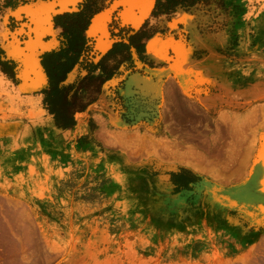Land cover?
<instances>
[{
	"label": "rangeland",
	"instance_id": "374dc122",
	"mask_svg": "<svg viewBox=\"0 0 264 264\" xmlns=\"http://www.w3.org/2000/svg\"><path fill=\"white\" fill-rule=\"evenodd\" d=\"M258 1L263 2L264 8V0L232 4L244 6ZM4 2L0 0V6ZM85 2L89 8L87 17L109 4V0ZM195 5L213 12L214 23L219 22L217 14L226 11L222 0H196ZM154 8L141 27L147 34L163 32L153 23L154 19H169L175 14L153 16ZM228 11L229 20L235 24V11ZM251 17H238L243 18L238 29L230 23L229 37L210 31L205 39H199V43L211 45V61L217 64V71L222 67L232 76L238 73L245 97L243 104L223 102L211 117L200 104H195L191 105L194 119L179 122L166 101L165 97L170 101L167 91L155 97L153 110L145 99L149 95H143L141 117H148L150 123L131 128L128 125L125 133L110 125L105 115L91 118L85 134L73 132L64 136L49 126L45 105L24 103L10 85L2 82L0 75V221L5 220L6 225L10 222L9 235L23 242V236L15 229L17 222L28 220L39 238L44 236L51 246H60L52 249L60 251L83 252L85 246L97 245L102 250L110 246L104 244L105 239L114 240L113 251L105 253L109 260L114 259L113 264H121L117 257L125 254L126 264H157L159 256L164 259L170 251L174 252L175 261L186 258L194 264H225L249 253L264 238V221L256 219L259 223H254L240 211L230 209L224 198L232 197L231 192L235 193L248 180L264 140V23L260 16ZM19 24V20H9L8 26L17 29ZM23 33L21 30L19 35ZM128 35L133 34L128 31ZM181 40L191 61L203 59V54L209 53L204 48L193 52V42L185 37ZM168 51V62L158 63L157 67L171 64L175 54L173 49ZM137 55L145 58L142 53ZM142 62L155 68L153 63ZM101 66L115 68L103 63ZM88 67L92 70L94 65L88 63ZM10 71L11 67L0 66V72ZM226 82L237 83L235 79ZM98 85V80L83 83L90 91L88 100L96 98L93 92L98 91ZM127 119L131 120L129 116ZM179 123L185 126L178 128ZM167 167L173 170L165 171ZM142 168V175L131 178L133 187L137 186L134 192L127 186L130 180L125 171L138 173ZM162 182L169 185L159 189ZM168 196L171 201L165 200ZM211 206L236 216L238 224L218 223L211 217ZM152 253L158 256L149 258Z\"/></svg>",
	"mask_w": 264,
	"mask_h": 264
},
{
	"label": "crops",
	"instance_id": "0c3cea01",
	"mask_svg": "<svg viewBox=\"0 0 264 264\" xmlns=\"http://www.w3.org/2000/svg\"><path fill=\"white\" fill-rule=\"evenodd\" d=\"M233 1L246 2V0H222L226 11L217 14L219 15L218 23H214L215 21L211 18L214 15L213 12L199 5L189 7L187 10L177 9L169 19L165 17L154 19L153 23L163 32H155L151 38L144 42L143 51L140 52L145 57L142 60L137 55L140 53L133 47L130 48V55L127 59L126 47L129 45V38L139 32L145 20L149 19L156 0H109V4L103 9L88 16L87 26L81 29L84 48L78 63L61 83L63 86H74L79 83L83 84V80L87 76L103 77L104 81L103 83L99 82L98 91L93 92L97 96L88 102L85 108L74 112L75 126L72 130L58 129L53 115H48L41 108L48 116L49 126L64 136L73 132L85 134L91 118L95 120L107 115L110 125L112 124L116 130L126 133L128 125L131 128L130 126L138 127L143 123H150L148 117H141L144 114L142 111L143 95H149L148 99H145L152 104L151 109L153 110V107L156 106L155 97L158 93L165 95L167 91L173 92L177 99L187 101L188 105L200 104L202 111L209 114L210 117L213 112L218 110V106H222L223 102L231 101L233 104H243L245 97L243 87L238 82L240 80L238 73L236 72L235 76H232L222 67L220 71H217L215 69L217 64L213 63V60L211 61V45L199 43V39H205L207 34L212 33L210 31L221 32L225 38L231 36L229 27L232 29L234 26L235 29H238L243 19L238 17L243 15H251L253 19L260 16L264 23L263 2H249L244 6H233ZM85 4V0H34L26 3L23 0H6L0 6V17L5 15L7 18L0 19V63L11 67L9 74L0 72V75L2 82L10 85L11 89L17 92L18 97H22L24 103H35L37 107L44 106L43 92L49 88V80L42 67L41 58L45 54L67 49L72 38L69 31L57 23L56 18L66 14L81 13L86 7ZM229 8L236 13L235 24L229 20ZM244 8H246L245 11ZM207 18L208 21H206ZM9 20H19L20 28L9 29ZM23 25L28 28H24ZM21 30L24 31V35H19ZM128 31L133 35L127 37ZM228 33L229 35H227ZM183 37L187 38L189 43L193 42V45L190 46V49L194 50L193 52L198 48H204L210 54L205 53L203 59L191 61L181 44ZM119 43L124 45L123 50L110 55L104 61V64L109 67L115 66L113 70H105L106 74H111L110 77L106 78L101 68H95L89 72L86 68L88 63L98 66ZM169 49H173L175 54L171 64L167 63V66L157 67L158 63H166L169 59ZM31 60H35L38 70L21 67L23 61L29 66ZM97 60L98 62H94ZM128 60H131L129 65H127ZM144 60L153 63L155 68H151L152 70L148 68L142 62ZM193 67L195 69L191 71ZM228 79H235L237 83L228 85L226 82ZM217 86L220 87L219 90L216 88ZM227 86L231 87L227 90ZM78 90L83 95L90 94L88 89L84 92L83 85L78 87ZM74 93L75 90L68 93L70 98ZM198 97L203 101L197 100ZM128 116L131 120L127 119ZM97 121L101 120L97 119ZM168 168L164 170H173ZM142 171L143 168L138 173H133L131 169L130 173L125 171L127 180H130V184L128 183L127 186L134 192L137 186L133 187L131 178L136 177L137 174L142 175ZM162 183L158 185L159 189H164L166 185H169V183ZM165 200L171 201V197L168 196ZM211 207V217L218 223L223 221L230 225L238 224L236 216H230L222 208Z\"/></svg>",
	"mask_w": 264,
	"mask_h": 264
},
{
	"label": "bare ground",
	"instance_id": "6f19581e",
	"mask_svg": "<svg viewBox=\"0 0 264 264\" xmlns=\"http://www.w3.org/2000/svg\"><path fill=\"white\" fill-rule=\"evenodd\" d=\"M31 58L34 59V57ZM21 67L22 68L29 67L32 68L33 70L34 69L38 70L35 60H31V64L29 66H27V63L25 61H23ZM169 97H170V101L168 97L165 98L167 103L171 105L170 111L173 117L179 119V122H183L184 120L194 119V117L191 118V112H193L191 109L192 107L191 105H188L186 101L177 99V97L173 94V92L171 93L169 92ZM177 126L178 128H181L182 126L185 125L179 123ZM184 128L185 127H183L182 129ZM184 131L186 132L187 128L184 129ZM200 138L202 139L201 143H204L205 140L202 137ZM256 155L257 156H255L256 158L255 163L252 164L253 168L251 167L250 164L252 170L248 177V180L244 181L243 184L237 187L235 193L231 192L232 197L226 196L224 198V202L229 206L230 209L238 210L241 213H243L246 217H250L252 220H254L253 221L254 223L255 222L259 223L256 219H260L264 221V140L260 142L259 150ZM230 213L235 214L237 212H230ZM17 220L18 219H16L15 222ZM27 221H24L23 223L20 224L19 222H17L18 226L15 229L16 232H18V234H21V236H23V242L20 239H15L13 236L11 237V235H9L7 228V225L10 224L9 221H8L9 224L7 225L4 223L5 220L4 222L0 221V264H113L112 261L114 259L110 257L113 260H109L107 254H106L107 256L105 257V253L109 252L110 250L113 251L112 246H114L115 244L114 240L106 241L105 239L104 244L108 243L110 244V246L109 248H105V249L103 248L102 250L100 249L98 250L97 248L98 245H97V247L94 248L93 247L88 248L85 246V249L86 248L88 249L86 250L84 249L83 252H78L76 251L77 249L76 250L73 249L74 250L73 252H70L72 251L71 249L68 251L66 250L60 251L61 250L60 248L59 250L52 249L60 246H57L56 244H55L56 246L55 245L51 246V244H49V241L46 240L47 238L46 239L43 238L44 236L42 237V239L39 238L36 229L31 227V225ZM10 231L12 230L10 229ZM12 234L14 235V233ZM88 245L91 246L90 244ZM144 248L146 247L144 246ZM170 252L171 253H169V255L164 259H161L159 256V259L157 260L156 263L166 264V262L170 261L169 264H194L193 261H191L190 259L180 258V257H178L180 258L178 259V261H175V259L172 258L174 252L173 251ZM125 255H120V256L118 255L117 257L120 260L121 264L127 263L128 256L126 257ZM149 256H150L149 258H154L158 256V254L152 253ZM214 261L216 260L214 259ZM151 262L153 261L151 260ZM230 262L232 261H229L227 263L224 262V263L225 264H264V238H262L251 250H249V253L244 254L243 256L240 257L238 256V258L235 261H233L234 263L233 262L230 263Z\"/></svg>",
	"mask_w": 264,
	"mask_h": 264
},
{
	"label": "trees",
	"instance_id": "16d2710c",
	"mask_svg": "<svg viewBox=\"0 0 264 264\" xmlns=\"http://www.w3.org/2000/svg\"><path fill=\"white\" fill-rule=\"evenodd\" d=\"M195 1L196 0H156L155 8L152 14L153 16L173 14L180 7L194 6ZM85 8L81 13L66 14L56 18L57 23L69 31V35H72V38L67 49L45 54L41 58L42 67L49 80V88L43 92L44 105L49 114L53 115L58 129H73L75 126V121L73 119L74 112L82 110L87 106V103L91 101L88 100L89 95H83L82 92H79L78 87H81V85H83L82 83L77 85L75 84L74 86H63L61 84L65 80V76L78 63L79 57L84 48V40L81 37V29L87 26V18H89L86 16V11H88L89 8ZM151 36H153V34H147L144 27L135 35L131 36L129 38V45L126 47L128 55H130L129 50L131 47L135 48L139 53L142 52L145 46L144 42L151 38ZM123 48L124 45L122 43L116 44L108 56L104 58L98 66H94L92 70H95V68H101L106 75V78L110 77L111 74H106V68H103L101 65L102 63H105L104 61H106L110 55L118 52L119 50H123ZM1 65H5V63H0V66ZM92 66L93 64H91V67ZM88 70L89 72L92 71L89 67ZM86 80H98L100 83H103L104 78L87 76L83 80V83ZM83 87L84 92H86L88 88H85V86ZM71 90H75V93L70 98L68 93Z\"/></svg>",
	"mask_w": 264,
	"mask_h": 264
}]
</instances>
